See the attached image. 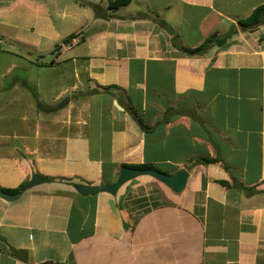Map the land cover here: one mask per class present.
Listing matches in <instances>:
<instances>
[{
  "label": "crops",
  "instance_id": "obj_1",
  "mask_svg": "<svg viewBox=\"0 0 264 264\" xmlns=\"http://www.w3.org/2000/svg\"><path fill=\"white\" fill-rule=\"evenodd\" d=\"M60 1L56 16L76 24L66 37L80 36L55 43L56 60L87 45L65 57L87 94L81 83L65 87L74 99L46 121L29 112L25 133L3 126L0 112V188L48 179L15 201L0 198V264H264V23L203 56L172 42L193 48L223 35L264 0H132L115 11L109 0ZM58 3L10 0V11L20 4L36 16L23 32L7 21V37L38 52L45 32L57 35L48 8ZM15 79L14 89L27 85ZM166 107L173 115L163 124ZM122 164L188 178L179 192L149 176L115 195L80 196L71 185H111Z\"/></svg>",
  "mask_w": 264,
  "mask_h": 264
},
{
  "label": "rangeland",
  "instance_id": "obj_2",
  "mask_svg": "<svg viewBox=\"0 0 264 264\" xmlns=\"http://www.w3.org/2000/svg\"><path fill=\"white\" fill-rule=\"evenodd\" d=\"M0 7L4 11L3 18L5 22L12 23L15 18L18 19L21 32L26 26L27 17L34 19L36 15L27 14V10L22 5H18L15 9L10 11V0H0ZM61 1L56 6L50 5L49 17L53 22L55 34L52 32H45L47 36L40 39V44L37 48L38 52L32 51L27 45L18 46L13 39L7 37L11 32V27L8 24H2V37H0V112L2 114L3 126L12 127L16 125L18 131L25 129L26 124L30 123V113H34V119L48 120L55 116V113H45L38 109V105L54 107L56 104L72 95V92L65 91V87L75 85L76 88L82 84L83 95H86L87 82L84 77L81 81L74 79L73 68L67 64L65 57L69 54H79L85 51L87 45H79L66 52L56 60V45H64L63 39L66 37L70 29H74L76 24L69 21H60L56 16V8L61 7ZM9 3V4H8ZM89 10V9H88ZM81 23H90L89 21H81ZM83 31H87V27ZM88 33V32H87ZM37 36V35H36ZM34 36V37H36ZM70 45H74L70 43ZM15 77L23 80L27 85H18L16 89L11 87L15 82ZM57 97H61L58 102H55ZM70 99H74L70 97ZM67 103L64 105L66 106ZM24 117L28 122H20L19 118ZM26 123V124H25ZM29 126V125H28ZM23 127V128H22ZM27 129V128H26ZM25 129V130H26ZM25 130L23 131L25 133ZM29 133L30 129L28 128ZM10 141V140H7ZM36 144L37 140H33ZM10 189V188H9Z\"/></svg>",
  "mask_w": 264,
  "mask_h": 264
},
{
  "label": "trees",
  "instance_id": "obj_3",
  "mask_svg": "<svg viewBox=\"0 0 264 264\" xmlns=\"http://www.w3.org/2000/svg\"><path fill=\"white\" fill-rule=\"evenodd\" d=\"M76 2H78L80 5L84 6L86 5L85 2H82V0H75ZM132 0H109L107 3V10L109 11H115L117 9H119L120 7L126 6L128 4L131 3ZM134 18L136 19H142V18H150L149 15L144 14V13H139L137 15L134 16ZM154 20H156L155 18H153ZM157 22L159 23L160 26L165 27V24L162 21L157 20ZM264 23V4H260L258 6H256L248 16H246L245 18L239 19L236 22V25L231 26V28H229V30L223 34V35H218L216 33L211 34L210 36H208L207 38H205V40L199 44L196 47L193 48H189V47H185L180 45L177 42V39L175 36H173L172 38V42H173V46L181 51L182 53H184L187 56H203L205 55L209 49H211L214 46H221L223 45L226 40L232 35L234 34L237 30L239 31H249V30H253L256 29L257 27L261 26ZM80 36V33L77 34H70L68 37H66L63 40V44L64 45H68L70 43V41L76 37ZM56 48H59V46H56ZM115 86H107V87H102V89L104 91L110 90V89H114ZM89 94H99V90L93 89L90 90L88 92ZM173 115V108L171 107H166L163 113V118H162V123H168L170 116ZM140 126L142 128V130L146 133L148 132V130H150V127L146 126L139 118H137ZM218 162V160L216 158L211 159V158H198L196 160L193 161L194 165L197 164H210V163H216ZM121 168L123 167H131V168H151V169H155L158 170L157 168H155L153 165L151 164H141V165H126V164H122L120 166ZM159 171V170H158ZM219 184L223 185V186H228V183L225 181H219ZM26 183L21 184L20 186H18L17 188L14 189H6V188H0L1 191L5 192V193H10V194H15L19 191L22 190V188L24 187ZM72 186H75L76 184H71ZM245 191L248 193H253L254 190L253 189H245Z\"/></svg>",
  "mask_w": 264,
  "mask_h": 264
},
{
  "label": "water",
  "instance_id": "obj_4",
  "mask_svg": "<svg viewBox=\"0 0 264 264\" xmlns=\"http://www.w3.org/2000/svg\"><path fill=\"white\" fill-rule=\"evenodd\" d=\"M103 19H106V15L101 16ZM69 99L65 98L58 104H56L52 108H46L42 105H38V109L42 112H56L64 107L66 103H68ZM139 176H149L164 184L168 188H170L173 192L181 191L186 184V180L188 178V172L185 169L179 170L177 173L173 175H166L158 170L151 168H131V167H123L119 170V174L115 182L111 185L107 186H91V185H75L74 188L76 192L80 196H95L98 193H107L110 195H115L117 190L126 182L133 180ZM48 182V179L42 178L37 174H32L29 181L24 185L21 191L15 194H8L0 190V198L7 202H12L17 200L22 193L35 187L41 183Z\"/></svg>",
  "mask_w": 264,
  "mask_h": 264
},
{
  "label": "built area",
  "instance_id": "obj_5",
  "mask_svg": "<svg viewBox=\"0 0 264 264\" xmlns=\"http://www.w3.org/2000/svg\"><path fill=\"white\" fill-rule=\"evenodd\" d=\"M70 43H72V44H76V43H78V40L77 39H72L71 41H70Z\"/></svg>",
  "mask_w": 264,
  "mask_h": 264
}]
</instances>
